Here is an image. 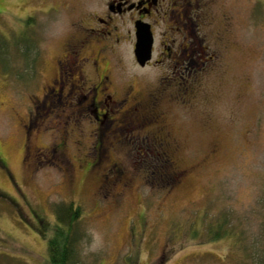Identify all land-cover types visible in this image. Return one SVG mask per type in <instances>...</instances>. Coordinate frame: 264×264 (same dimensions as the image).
<instances>
[{"label":"rangeland","instance_id":"374dc122","mask_svg":"<svg viewBox=\"0 0 264 264\" xmlns=\"http://www.w3.org/2000/svg\"><path fill=\"white\" fill-rule=\"evenodd\" d=\"M109 1L0 0V153L9 169L0 167V264H48L57 208L71 202L81 210L78 264H264V0H160L143 21L152 59L138 62L134 39L110 50L111 95L133 87L161 115L145 127L143 116L98 122L91 102L44 96L80 26L102 30L95 18ZM129 17L116 18L114 35L135 33ZM190 39L199 65L224 50L218 70L196 80L194 62L175 70L162 56ZM85 76L97 74L88 66ZM187 80L194 86L180 96ZM107 127L121 131L105 133L104 154ZM155 136L167 140L168 160Z\"/></svg>","mask_w":264,"mask_h":264},{"label":"flooded vegetation","instance_id":"af4514ba","mask_svg":"<svg viewBox=\"0 0 264 264\" xmlns=\"http://www.w3.org/2000/svg\"><path fill=\"white\" fill-rule=\"evenodd\" d=\"M159 5L160 0H110L106 5L105 15L95 18L96 26L100 24L102 30L97 32L95 27L81 25V37L69 42L68 47L66 46L63 55L56 60L58 65V73H56V76L54 79H52V85L46 87V93L44 96L46 98L75 97L78 99L80 104H82L83 101L91 102V107L88 106V109L86 107L85 109L90 110L95 115V119L98 122H101L103 118H105L107 122L113 123L114 120L112 119L114 118H112L111 115L115 114L118 115V118L115 119L119 123H125L128 120H130L132 123H136L139 121L138 118L143 116V120L139 123L142 124V127H145L149 124H157L161 118V115L149 111L148 108L150 104L146 103L143 98L140 97V93L136 92V89L133 87L128 88L126 93L120 97V100H116L114 96L111 95L109 90H111L114 81L111 78L112 70L109 67H111L113 55L112 58H110L108 57V54L110 53V50L112 52V49L123 48V45L125 44L126 45L123 50H126L127 43L133 39L137 42L136 29L134 30L135 33H133L132 30H128L127 35H123V38H121V36L117 35L116 33L114 35V32L118 30L116 25L117 19L124 20L130 16L129 19L133 20L132 25L136 26L137 22L146 21L148 17H151L155 11H158ZM173 6L174 10L175 4H173ZM184 14V11H182L179 15L185 17ZM182 17L180 19H182ZM189 20L193 22L191 18ZM185 29L187 31V28ZM190 40L188 41V45L192 44L191 47L173 44L168 48H164V51H162V56L166 57V59H170L171 62L173 60L175 63L173 68H175V70L180 67L186 69L188 67H192L194 62L198 67L197 70H193L194 78H196V80L202 78L200 77L202 74H210L214 70H218V66H221L223 61L222 55L224 57V50L218 47L219 45H217L216 48L210 49L207 55H205L202 50V53L206 56V58H204L203 63L199 65L198 61L200 60V56L197 55V53L200 48L197 49L195 47L198 41L196 39L197 42H193L192 40L190 42ZM205 40L202 39V41ZM213 46L215 47V45ZM162 61H164V59L158 60L157 62L159 63ZM218 62L220 65L217 64ZM88 66H90L93 72L97 74V77L93 80L85 76L86 68ZM192 75L193 74H189L191 77ZM74 77L75 81H70V79ZM190 82V80L185 82L184 85L186 90L183 93H180V96L184 94L188 95V93L192 90L194 85H192ZM67 89L68 93H65V90ZM141 94L145 95L143 91H141ZM158 95L154 94V98L156 99L154 108L156 111H158L157 107L159 105L156 103L160 98ZM103 96L105 97L103 98ZM100 97L103 98V101L99 100ZM113 99L116 101H113ZM128 103L133 104L130 108V111L126 114V112L121 111V108H123V106L127 105ZM110 104L113 107L111 110L109 108ZM103 109H105V112L100 114V111ZM107 126L109 127V125ZM108 127L102 131L100 130V141L98 142V146L100 148L99 151H104V154H106L107 149L105 148L103 137L108 131ZM120 131L115 129L112 132L111 129L108 131V134L117 137ZM151 143L156 144L162 149L163 154L166 156V160H168V157H171L170 153L166 152L165 149V146H167V140H164L161 138V136H155ZM107 144L111 145L110 143ZM0 155L3 156L1 153ZM28 157L31 159L30 154ZM36 158L38 157L33 156V159ZM5 162L7 163L6 159ZM0 163H2L1 159ZM3 165L4 167L6 166V164ZM174 174L176 180L179 181L181 179L182 173L177 172L176 170ZM115 177L117 180H119L122 176L118 172L115 173ZM167 177L168 176H165L161 178V180H165ZM170 177L171 176L168 177L169 182L173 180V185H178L176 180ZM157 179H159V177Z\"/></svg>","mask_w":264,"mask_h":264},{"label":"trees","instance_id":"16d2710c","mask_svg":"<svg viewBox=\"0 0 264 264\" xmlns=\"http://www.w3.org/2000/svg\"><path fill=\"white\" fill-rule=\"evenodd\" d=\"M26 43L28 44V42ZM27 46L29 48L30 45ZM1 55L2 50L0 47V58ZM0 159L2 160V163H0V167L5 170H9L8 163L5 162L4 157L0 155ZM3 164H6V166L4 167ZM177 172H179V170H177ZM16 208L18 209V207ZM57 210L58 220L60 222L57 225L58 230L54 234V238H50V240L48 241V264H78L75 260V255L78 254L77 242L79 236L77 232L74 231V229L76 227L75 223H77V217H79L81 210L73 202L63 204L61 205V207L57 208ZM33 219H36V217L33 216ZM220 230L221 229H219L218 231ZM218 231L215 234V239L223 238V234H221L222 230L220 231V233H218Z\"/></svg>","mask_w":264,"mask_h":264},{"label":"water","instance_id":"95a60500","mask_svg":"<svg viewBox=\"0 0 264 264\" xmlns=\"http://www.w3.org/2000/svg\"><path fill=\"white\" fill-rule=\"evenodd\" d=\"M136 29L137 43L135 54L138 62L144 66L152 59L154 36L151 25L143 21L137 22Z\"/></svg>","mask_w":264,"mask_h":264}]
</instances>
